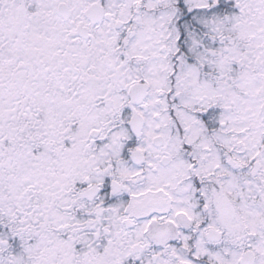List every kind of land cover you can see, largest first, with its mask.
<instances>
[{
	"label": "snow or ice",
	"instance_id": "snow-or-ice-1",
	"mask_svg": "<svg viewBox=\"0 0 264 264\" xmlns=\"http://www.w3.org/2000/svg\"><path fill=\"white\" fill-rule=\"evenodd\" d=\"M0 264H264V0H0Z\"/></svg>",
	"mask_w": 264,
	"mask_h": 264
}]
</instances>
